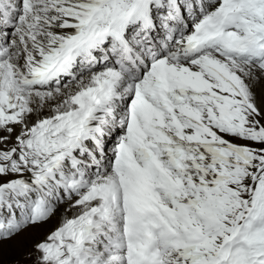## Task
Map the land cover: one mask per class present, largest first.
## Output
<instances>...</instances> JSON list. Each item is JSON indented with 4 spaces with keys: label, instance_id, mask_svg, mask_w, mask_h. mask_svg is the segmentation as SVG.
I'll list each match as a JSON object with an SVG mask.
<instances>
[{
    "label": "snow or ice",
    "instance_id": "6c2138e0",
    "mask_svg": "<svg viewBox=\"0 0 264 264\" xmlns=\"http://www.w3.org/2000/svg\"><path fill=\"white\" fill-rule=\"evenodd\" d=\"M0 264H264V0H0Z\"/></svg>",
    "mask_w": 264,
    "mask_h": 264
}]
</instances>
